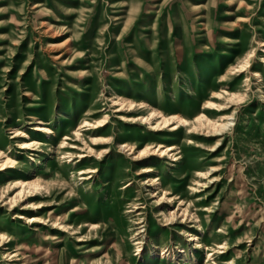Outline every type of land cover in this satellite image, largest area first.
Instances as JSON below:
<instances>
[{
	"label": "rangeland",
	"instance_id": "1",
	"mask_svg": "<svg viewBox=\"0 0 264 264\" xmlns=\"http://www.w3.org/2000/svg\"><path fill=\"white\" fill-rule=\"evenodd\" d=\"M0 264H264V0H0Z\"/></svg>",
	"mask_w": 264,
	"mask_h": 264
},
{
	"label": "bare ground",
	"instance_id": "2",
	"mask_svg": "<svg viewBox=\"0 0 264 264\" xmlns=\"http://www.w3.org/2000/svg\"><path fill=\"white\" fill-rule=\"evenodd\" d=\"M122 103H123V102H122ZM152 114H153V112L151 113V115H152ZM159 118H161L163 124H165V125L171 124V125L176 126L175 128H180V127H182V126H184V125L189 124V120H188V119H186V118H184V117H182V116H179V115H172L171 117H169L168 115H166V114L160 112V113H159ZM204 119H206V120L210 123V120L208 119L207 115H205L204 113H202V114H198V115H197L196 120H197V122H198L199 124H204ZM223 125H224V124L220 125V126H221V127H220L221 129H223L227 124H225L224 126H223ZM39 129L42 130V128H39ZM44 130H47V132H51L50 129H44ZM35 143L37 144L38 142L34 141L33 144H35ZM29 145H31V144H29ZM173 149H174L173 146H166L164 149H160L159 151H161V152H163V153L165 154L166 152H170V151H172ZM147 153H148V151H147V149H146V150H144V151L140 154V156H142V155H144V154H147ZM212 170H213V168H212ZM144 172H145V171H144ZM22 183H23L24 185H32V183H30V182L27 181V180L22 181ZM210 259H211V257L209 256V260H210ZM209 260H207V263H209Z\"/></svg>",
	"mask_w": 264,
	"mask_h": 264
}]
</instances>
